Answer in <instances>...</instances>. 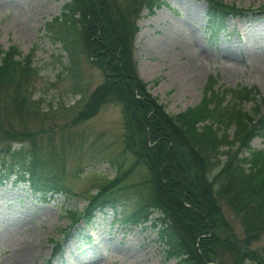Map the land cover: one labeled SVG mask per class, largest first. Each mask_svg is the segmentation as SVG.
Listing matches in <instances>:
<instances>
[{"label":"trees","instance_id":"16d2710c","mask_svg":"<svg viewBox=\"0 0 264 264\" xmlns=\"http://www.w3.org/2000/svg\"><path fill=\"white\" fill-rule=\"evenodd\" d=\"M126 1L130 15L118 9L116 0H69L54 20L67 37L61 42L69 57L64 71L73 81L78 80L82 41L104 73V81L86 99L81 86L73 84L74 92L85 99L74 122L93 117L107 103L120 104L123 117L122 155L111 161L115 176L88 194L83 210L67 212L71 224L87 226L98 214L111 211L125 227L154 229L164 258L174 260L173 264H264L261 250L252 248L264 234V146L252 145L255 138L264 142V113L261 102L251 113L241 105L254 98L256 89H219L213 77L199 103L176 115L167 113L138 78L133 58L142 7L152 13L166 0ZM204 1L211 36L223 29L229 17L244 11L223 0ZM262 12L264 7L254 16ZM30 59L31 54L21 57L16 45L0 47V185L9 180L23 183L43 198L72 194L49 170L56 162V146L51 141L40 143L38 132L14 128L3 116L7 110L40 113L36 101L21 94L23 80L28 82L37 73ZM3 96L11 104L4 110ZM139 169H143L139 181L127 185ZM223 204L234 212L242 233L226 218ZM62 246L53 242V253L43 264L60 257ZM224 253L229 262L223 261Z\"/></svg>","mask_w":264,"mask_h":264},{"label":"rangeland","instance_id":"374dc122","mask_svg":"<svg viewBox=\"0 0 264 264\" xmlns=\"http://www.w3.org/2000/svg\"><path fill=\"white\" fill-rule=\"evenodd\" d=\"M68 1L0 0V47L7 50L16 45L21 57L31 54L37 73L28 82L23 80L21 94L27 93L40 109V113L27 115L7 110L3 116L14 128L38 132L40 143L51 141L56 146V162L49 170L72 193H52L43 198L23 183L9 180L0 185V264H43L51 257L56 241L62 242V252L51 264H173L174 260L164 258L163 245L149 226L125 227L114 220L111 211L98 214L90 225H72L67 214L83 210L88 194L114 178L116 168L111 161L123 151L120 104L107 103L93 117L74 122L86 97L104 81V73L83 41L78 80L73 81L70 72L64 71L69 57L61 42L67 37L54 20ZM223 1L246 12L238 19L229 17L215 36L206 26L204 0H166L152 13L144 6L139 13L133 41L135 72L171 115L199 103L213 77L219 89L255 88L254 98L241 105L251 113L261 102L264 112V12L254 16L264 0ZM116 3L119 10L130 15L127 1ZM230 49L233 54L228 56ZM75 82L81 86L84 100L81 92H74ZM6 101L3 96V110L11 107ZM233 130L231 125L228 132ZM252 145L263 147L264 142L255 138ZM138 171L127 185L139 181L143 169ZM134 199L130 198L128 207ZM223 211L242 233L234 212L224 204ZM252 248L264 255V234ZM222 259L229 262V255L224 253Z\"/></svg>","mask_w":264,"mask_h":264},{"label":"bare ground","instance_id":"6f19581e","mask_svg":"<svg viewBox=\"0 0 264 264\" xmlns=\"http://www.w3.org/2000/svg\"><path fill=\"white\" fill-rule=\"evenodd\" d=\"M233 54L232 49H230L229 51H227V55L230 56ZM192 61L195 62V60L192 58ZM139 256V255H138Z\"/></svg>","mask_w":264,"mask_h":264},{"label":"water","instance_id":"95a60500","mask_svg":"<svg viewBox=\"0 0 264 264\" xmlns=\"http://www.w3.org/2000/svg\"><path fill=\"white\" fill-rule=\"evenodd\" d=\"M148 118H149V116H148ZM149 121V120H148ZM149 125V124H148ZM212 233V232H211Z\"/></svg>","mask_w":264,"mask_h":264}]
</instances>
